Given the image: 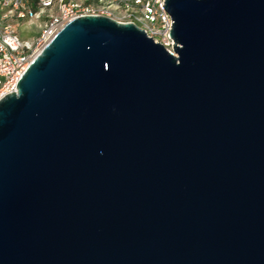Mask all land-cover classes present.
Returning a JSON list of instances; mask_svg holds the SVG:
<instances>
[{
  "label": "water",
  "instance_id": "obj_1",
  "mask_svg": "<svg viewBox=\"0 0 264 264\" xmlns=\"http://www.w3.org/2000/svg\"><path fill=\"white\" fill-rule=\"evenodd\" d=\"M170 53L76 17L0 98V264H264V0H165Z\"/></svg>",
  "mask_w": 264,
  "mask_h": 264
},
{
  "label": "built area",
  "instance_id": "obj_2",
  "mask_svg": "<svg viewBox=\"0 0 264 264\" xmlns=\"http://www.w3.org/2000/svg\"><path fill=\"white\" fill-rule=\"evenodd\" d=\"M165 0H0V98L17 90V83L30 62L70 20L84 15H103L121 23L131 22L154 42L176 55L171 15ZM37 4L33 8V4ZM57 5V11L45 15ZM45 17L40 33L21 38L15 22Z\"/></svg>",
  "mask_w": 264,
  "mask_h": 264
},
{
  "label": "rangeland",
  "instance_id": "obj_3",
  "mask_svg": "<svg viewBox=\"0 0 264 264\" xmlns=\"http://www.w3.org/2000/svg\"><path fill=\"white\" fill-rule=\"evenodd\" d=\"M33 6L36 8L37 4L35 3L33 4ZM56 11H57V5L55 4L52 8H49L46 11L45 15H48ZM44 21H45V17L43 16L38 19L20 20L19 22H15V24H16L17 32L21 38L32 39L36 37L42 30Z\"/></svg>",
  "mask_w": 264,
  "mask_h": 264
},
{
  "label": "trees",
  "instance_id": "obj_4",
  "mask_svg": "<svg viewBox=\"0 0 264 264\" xmlns=\"http://www.w3.org/2000/svg\"><path fill=\"white\" fill-rule=\"evenodd\" d=\"M33 8H34V6H33Z\"/></svg>",
  "mask_w": 264,
  "mask_h": 264
}]
</instances>
